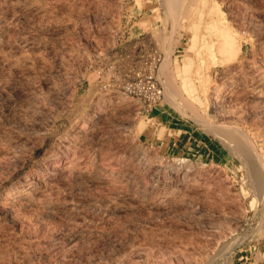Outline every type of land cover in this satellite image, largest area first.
Returning a JSON list of instances; mask_svg holds the SVG:
<instances>
[{
  "label": "rangeland",
  "instance_id": "rangeland-1",
  "mask_svg": "<svg viewBox=\"0 0 264 264\" xmlns=\"http://www.w3.org/2000/svg\"><path fill=\"white\" fill-rule=\"evenodd\" d=\"M165 74L190 76L197 117ZM262 76L264 0H0V264H264V198L230 146L235 126L264 178Z\"/></svg>",
  "mask_w": 264,
  "mask_h": 264
},
{
  "label": "bare ground",
  "instance_id": "bare-ground-1",
  "mask_svg": "<svg viewBox=\"0 0 264 264\" xmlns=\"http://www.w3.org/2000/svg\"><path fill=\"white\" fill-rule=\"evenodd\" d=\"M218 28L220 29V26ZM223 28L224 27H222V25H221V29L224 30L225 33L224 32L220 33L221 30L218 31L219 32L218 33L219 35L217 34L218 37L222 38L223 35L224 36L226 35L227 30H225ZM222 33H223V35H222ZM227 36L229 37V35H227ZM194 39H193V42H194ZM227 39L224 37L222 40H220V42L218 41L220 45H218L217 50H219L218 52H220L222 54L221 55L222 59L220 58V61L222 63L225 62V61L227 62L228 60L230 61V59L232 60V58H234V55L236 53H238L237 52V48L234 47L235 41L233 40L234 43L232 44L233 45L232 46L231 43L228 41L229 39L228 40ZM233 41L231 40V42H233ZM193 42H191V43H193ZM168 65H169V63H168ZM165 66H166V64H165ZM181 68H182V66H181ZM181 70H183V72L185 73V68L184 67ZM176 72L179 75L180 72H178L177 70H176ZM182 74H181V76L179 75L180 78L184 77V75H186V74H183V75ZM205 74H207V73L201 72L200 69H197L195 74H194L196 76L195 80L196 79L198 80V82H199L198 84H200V87L202 89V90L200 89V92L202 91L203 93L207 92L206 88L209 87L208 85L206 86V83H209V82H207L208 78H206V76L208 77V75H205ZM168 75H170V74H168ZM168 75H166L165 78L163 77L162 80H161L163 85H164V87H165V97H166V99L170 101L175 96H177L178 97L177 99H182L183 103H185V104H183V106H185V109H186L185 112L188 115H191L193 117H197V115L200 114V113H198L199 111H197V109H196L197 105H195V104H197V103L199 104L201 100L199 101V98L196 95L197 94L195 92L196 88L191 83L190 76L188 75L187 77L182 78L180 84L177 86V84H175V82L173 81V79L171 77L173 75H171V76H168ZM174 75H176V74H174ZM259 78H261V77H259ZM262 79L264 80V77ZM207 94H209V93H207ZM205 96H207V95H205ZM119 98L121 100H125L126 99V95H120ZM178 106H179V104H178ZM230 133L232 135V140H231V143H230L231 150L238 157V159L243 163V165L245 166V170H246L244 172H246L248 174V176H249L250 180L252 181V183H254V185H256L259 188V190L261 191V197L264 198V178L261 176V169H259L257 166H255V154H256V152L254 150L255 148H253L252 142L249 140V138L239 128H237L235 126L230 128ZM202 176L203 175H199V173H197L196 175H194L191 178H189V182L187 184H189V186L198 184L199 183V178H202Z\"/></svg>",
  "mask_w": 264,
  "mask_h": 264
},
{
  "label": "built area",
  "instance_id": "built-area-1",
  "mask_svg": "<svg viewBox=\"0 0 264 264\" xmlns=\"http://www.w3.org/2000/svg\"><path fill=\"white\" fill-rule=\"evenodd\" d=\"M141 82H142L141 79H139L137 82L134 83L128 82L127 86L129 92L132 93L133 89H135V87L139 85ZM146 82L148 83V91H147V97L144 100V102H147V104L151 106L152 104L163 98V89L160 85L156 83L153 74L148 75Z\"/></svg>",
  "mask_w": 264,
  "mask_h": 264
},
{
  "label": "crops",
  "instance_id": "crops-1",
  "mask_svg": "<svg viewBox=\"0 0 264 264\" xmlns=\"http://www.w3.org/2000/svg\"><path fill=\"white\" fill-rule=\"evenodd\" d=\"M251 259V260H250ZM253 264L252 255L247 256V253L237 251L232 258V264Z\"/></svg>",
  "mask_w": 264,
  "mask_h": 264
}]
</instances>
